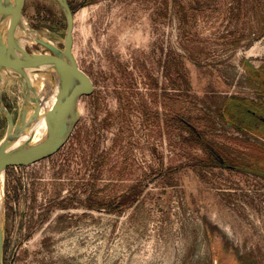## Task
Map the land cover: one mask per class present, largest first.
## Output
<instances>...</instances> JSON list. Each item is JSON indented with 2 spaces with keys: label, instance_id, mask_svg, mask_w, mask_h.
<instances>
[{
  "label": "rangeland",
  "instance_id": "obj_1",
  "mask_svg": "<svg viewBox=\"0 0 264 264\" xmlns=\"http://www.w3.org/2000/svg\"><path fill=\"white\" fill-rule=\"evenodd\" d=\"M67 1L92 88L57 152L6 169L3 264H264V0ZM20 11L62 47L55 2Z\"/></svg>",
  "mask_w": 264,
  "mask_h": 264
},
{
  "label": "water",
  "instance_id": "obj_2",
  "mask_svg": "<svg viewBox=\"0 0 264 264\" xmlns=\"http://www.w3.org/2000/svg\"><path fill=\"white\" fill-rule=\"evenodd\" d=\"M23 0H0V114L5 120L0 139V264H3L5 215L3 177L11 166H28L57 152L67 141L80 111L81 96L92 88L91 80L72 54V10L67 0L53 1L65 27L62 47L33 31L20 8ZM31 33L43 53L27 52L18 45L21 33ZM8 80L18 83L21 101L13 117L3 103Z\"/></svg>",
  "mask_w": 264,
  "mask_h": 264
},
{
  "label": "bare ground",
  "instance_id": "obj_3",
  "mask_svg": "<svg viewBox=\"0 0 264 264\" xmlns=\"http://www.w3.org/2000/svg\"><path fill=\"white\" fill-rule=\"evenodd\" d=\"M32 36L33 34L31 33H21L20 37L18 38V45L23 48L24 46L26 45H32V44H35L33 41H32ZM36 46V45H35ZM37 48V46H36ZM30 49H32V47H30ZM40 51V49H39Z\"/></svg>",
  "mask_w": 264,
  "mask_h": 264
}]
</instances>
